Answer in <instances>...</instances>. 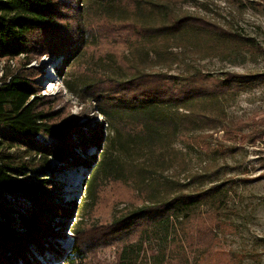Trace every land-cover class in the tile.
<instances>
[{"label":"trees","instance_id":"obj_1","mask_svg":"<svg viewBox=\"0 0 264 264\" xmlns=\"http://www.w3.org/2000/svg\"><path fill=\"white\" fill-rule=\"evenodd\" d=\"M111 2L0 0V63L6 65L0 81V264H46L39 257L75 264L100 246H117L116 264H190L195 252L213 250L215 235L204 240L213 231L206 223L221 229L226 192L218 185L190 192L164 174L183 160L175 145L199 146L205 132L216 130L214 97L231 90V79L240 77L143 72L85 83L77 93L97 103L112 133L109 148L120 155L111 156L108 148L97 160L89 150H99L103 129L87 133L74 119L60 121L61 112H52V103L40 95L36 70L28 68L43 55L70 63L95 44L97 34L101 38L100 21L111 16L121 22L127 17L141 40L172 39L195 27L222 30L192 15L177 19L166 0ZM15 61L20 66L12 70ZM98 130L99 139L92 136ZM14 149L27 153L17 156ZM52 160L90 172L82 211L95 205L105 181L130 187L142 204L102 227L73 225L75 240L64 249L58 240L66 238L75 204L57 187ZM196 224L206 227L194 233Z\"/></svg>","mask_w":264,"mask_h":264},{"label":"rangeland","instance_id":"obj_2","mask_svg":"<svg viewBox=\"0 0 264 264\" xmlns=\"http://www.w3.org/2000/svg\"><path fill=\"white\" fill-rule=\"evenodd\" d=\"M166 1L177 19L192 15L222 30L195 27L172 39L141 40L127 17L121 22L111 16L100 21L101 38L97 34L95 44L70 63L66 64L62 56L43 55L35 57L28 68L36 70L40 95L52 103V112H61L60 121L74 119L85 132L103 129L99 150H89L97 160L108 150L112 133L106 119L96 111L97 103L77 93L85 83L104 77L126 80L143 72L180 76L202 72L224 80L230 75L240 77L231 79V90L214 97L216 130L205 132L199 146L175 145L183 160L164 175L186 184L190 192L218 185L227 194L221 229H214V222L206 223L213 231L204 240L215 235L211 254L197 251L190 256V264H264V0ZM18 64L11 63V69H19ZM5 66L0 63V81ZM67 83L76 92L69 90ZM226 130L234 134H226ZM100 134L98 130L92 136L99 139ZM108 151L120 157L111 147ZM11 153L22 156L27 152L14 149ZM51 170L67 203L75 204L66 238L58 240L64 249L75 240L73 225L102 227L142 204L130 187L105 181L99 187L95 205L82 211L90 172L64 167L53 160ZM206 225L196 224L192 231ZM87 254L85 261L78 259L75 264H116L118 248L100 246ZM39 259L47 264L50 258ZM52 264L67 263L62 260Z\"/></svg>","mask_w":264,"mask_h":264}]
</instances>
